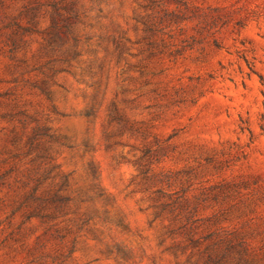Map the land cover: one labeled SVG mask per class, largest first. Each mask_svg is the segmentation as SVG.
<instances>
[{
  "label": "rangeland",
  "instance_id": "374dc122",
  "mask_svg": "<svg viewBox=\"0 0 264 264\" xmlns=\"http://www.w3.org/2000/svg\"><path fill=\"white\" fill-rule=\"evenodd\" d=\"M0 264H264V0H0Z\"/></svg>",
  "mask_w": 264,
  "mask_h": 264
}]
</instances>
